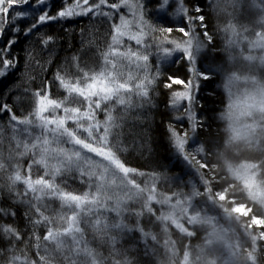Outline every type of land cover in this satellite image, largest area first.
Wrapping results in <instances>:
<instances>
[{
    "label": "snow or ice",
    "instance_id": "6c2138e0",
    "mask_svg": "<svg viewBox=\"0 0 264 264\" xmlns=\"http://www.w3.org/2000/svg\"><path fill=\"white\" fill-rule=\"evenodd\" d=\"M77 18L99 39L48 79L42 29ZM22 60L29 86L0 89V264H264V0H0V78ZM217 77L223 107L202 116ZM161 84L171 156L134 166L127 120L142 139Z\"/></svg>",
    "mask_w": 264,
    "mask_h": 264
},
{
    "label": "trees",
    "instance_id": "16d2710c",
    "mask_svg": "<svg viewBox=\"0 0 264 264\" xmlns=\"http://www.w3.org/2000/svg\"><path fill=\"white\" fill-rule=\"evenodd\" d=\"M194 2V0H192ZM206 2V0H205ZM60 0H48V5L51 7L53 4L58 5ZM53 14H55L53 12ZM211 16L212 14L209 13ZM172 19V17H169ZM228 17L224 14H221L218 18L220 24H224L227 22ZM30 23V20L24 21V26ZM96 29H99V32L103 34L104 28L99 24L94 26ZM93 26L90 25V22L87 19L77 18L75 22L63 25L53 23L50 28H44L42 31L48 32L51 35L56 37L55 44L51 45L50 53L45 52L43 54L41 62L47 61L49 59V55H51V59L53 63L51 64V70L47 73L48 79L52 78V73L55 72L56 66L64 62L66 58H70L74 52H77L83 46L85 48L89 47V41H95L99 39V36L93 37L92 32ZM81 29H84V35L81 36ZM221 33V32H218ZM216 33L215 39L217 46L219 48H223V45L219 42V38L217 37L219 34ZM21 43L17 45V51L19 48L29 46V42L23 39V34L21 33L20 37ZM92 50L95 51V45H92ZM18 54L23 57V52H18ZM225 59L227 58V54L224 52L220 53ZM153 62H155L153 58ZM235 64L237 67H240L242 63L238 59H235ZM48 67V65H45ZM167 68L168 66L165 65ZM20 72H17L15 75L8 76L7 78H0V89H2L5 93L10 89H16L19 86V91L22 93L23 88L29 85L20 84L21 74L25 71V64L23 60L20 65ZM28 71L35 76L34 86H39L40 81L44 78L45 73L41 71V69L36 65L35 61L32 62L31 67ZM174 75H177L181 78L187 79L190 77V72L186 67L180 66L177 64L171 65L168 69ZM168 73L166 72L165 75ZM221 83L220 77H217L211 82H202L201 90L196 93L197 95V104L196 108L200 109L201 105L203 106V112L201 115L203 116L205 113L211 115L213 110H216L218 114L219 110L223 107L220 103V98L223 96V92L219 89ZM179 85L174 86L177 88ZM161 91L164 95L160 97H155L156 107L152 109V115L154 120L151 122V127L146 135L143 138H138L131 134L130 128L135 123L131 116L128 117L127 125L125 127V144L129 148V152L127 153L129 161L135 166L137 162L143 163L145 158L151 156L153 158H160L162 161H166L170 158L171 153L169 152V144L167 137L165 135V130L167 127V118L163 117L162 114L165 113V105L168 103V90L164 89L163 84L160 85ZM56 92V89H53V93ZM11 102V101H10ZM19 112L20 109L18 108ZM7 117L0 118V122H5ZM2 206V205H0ZM89 239H91V235H89ZM197 240H193V244L197 243Z\"/></svg>",
    "mask_w": 264,
    "mask_h": 264
},
{
    "label": "rangeland",
    "instance_id": "374dc122",
    "mask_svg": "<svg viewBox=\"0 0 264 264\" xmlns=\"http://www.w3.org/2000/svg\"><path fill=\"white\" fill-rule=\"evenodd\" d=\"M219 35L217 36L218 38H219V42L222 44V45H224V40H225V34L223 33V32H221V33H218ZM224 54H227V53H224ZM234 55H235V57H236V59H238L239 61H240V63H243V61L241 60V58H240V53H239V51L238 50H236L235 51V53H234ZM184 67H186V66H184ZM187 68V67H186ZM187 70H188V68H187ZM191 73H190V77H191ZM189 77V78H190ZM179 88H181V86H178L177 87V89H179ZM219 89L223 92V94H224V90H223V88L221 87V83H220V86H219ZM6 122V121H5Z\"/></svg>",
    "mask_w": 264,
    "mask_h": 264
}]
</instances>
